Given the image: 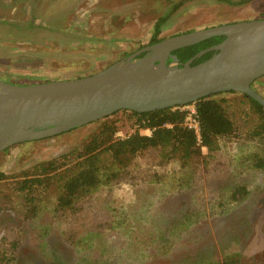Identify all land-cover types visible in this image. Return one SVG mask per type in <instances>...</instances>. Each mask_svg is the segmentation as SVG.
<instances>
[{"label":"rangeland","instance_id":"1","mask_svg":"<svg viewBox=\"0 0 264 264\" xmlns=\"http://www.w3.org/2000/svg\"><path fill=\"white\" fill-rule=\"evenodd\" d=\"M186 1L0 0V79L28 85L98 73L151 45L168 11L164 39L264 19V0ZM254 87L264 96V77ZM221 97L235 131L217 150L203 148L184 166L145 151L123 181L105 183L116 167L102 171L104 183L68 215L56 212L57 179L30 195L17 182L81 148L100 120L0 152V171L10 176L0 182V264H264V169L253 166L264 139L251 136L260 115L240 94ZM109 120L119 138L138 128L130 111Z\"/></svg>","mask_w":264,"mask_h":264},{"label":"water","instance_id":"2","mask_svg":"<svg viewBox=\"0 0 264 264\" xmlns=\"http://www.w3.org/2000/svg\"><path fill=\"white\" fill-rule=\"evenodd\" d=\"M213 37L224 39L185 63L173 53ZM208 52L214 53L193 64ZM262 77L264 19H257L163 39L77 79L28 85L0 79V152L73 131L123 110L153 112L231 92L248 95L264 106V96L253 86Z\"/></svg>","mask_w":264,"mask_h":264},{"label":"trees","instance_id":"3","mask_svg":"<svg viewBox=\"0 0 264 264\" xmlns=\"http://www.w3.org/2000/svg\"><path fill=\"white\" fill-rule=\"evenodd\" d=\"M216 1L234 4L232 0ZM183 4L175 3L172 8L176 10ZM170 13L168 11V14L160 17L154 24L151 45L164 39L159 36L171 17ZM223 39L224 37H213L173 53L178 55L180 63H185L199 51ZM213 53L208 52L201 58L195 59L193 64L207 60ZM223 94L225 93L211 95L194 103L200 125L199 133L185 125L188 112L181 109L182 106L145 113L131 112L138 128L134 133L123 138L116 137L118 131L116 121L109 120V117L100 120L97 131L81 148L23 171L21 174L24 179L17 182V190L30 195L34 189L49 186L53 179H57L61 184V193L57 197L56 212L68 215L69 212H77L76 205L81 198L90 195L94 189L104 183L101 177L102 171L116 167L107 176L105 183L123 181L127 179L129 167L135 157L145 151L156 150L161 152L164 162L175 159L181 161L183 166L187 165L201 155L203 148L209 152L215 151L219 147L220 138L233 135L235 125L228 115L225 106L227 101L224 97L218 98ZM240 95L249 102L255 113L260 115V120L251 136L264 139V106L248 95ZM141 130H149L150 135L143 134ZM253 157V166L264 169V149ZM9 178L8 174L0 171V182Z\"/></svg>","mask_w":264,"mask_h":264},{"label":"built area","instance_id":"4","mask_svg":"<svg viewBox=\"0 0 264 264\" xmlns=\"http://www.w3.org/2000/svg\"><path fill=\"white\" fill-rule=\"evenodd\" d=\"M188 107H189V105H186V106H182V108H181V109L188 112V115L185 119V125L191 129H194L197 133H199L200 132V125H199V121H198L196 108L194 106V108L188 109Z\"/></svg>","mask_w":264,"mask_h":264},{"label":"flooded vegetation","instance_id":"5","mask_svg":"<svg viewBox=\"0 0 264 264\" xmlns=\"http://www.w3.org/2000/svg\"><path fill=\"white\" fill-rule=\"evenodd\" d=\"M208 47H211V46H208ZM208 47H206V48H208ZM144 48H146V47H144ZM144 48L140 49L139 51L143 50ZM139 51H138V52H139ZM145 54H146V52H145V53H141V54L138 56V58L144 56ZM175 55H177V54H175ZM177 57H178V55H177Z\"/></svg>","mask_w":264,"mask_h":264}]
</instances>
